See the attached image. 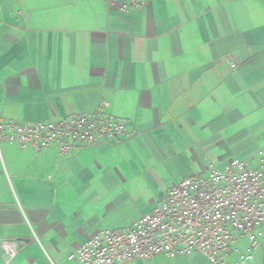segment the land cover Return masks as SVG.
Segmentation results:
<instances>
[{
  "label": "crops",
  "instance_id": "crops-1",
  "mask_svg": "<svg viewBox=\"0 0 264 264\" xmlns=\"http://www.w3.org/2000/svg\"><path fill=\"white\" fill-rule=\"evenodd\" d=\"M101 111L127 134L69 157L0 143V264H70L87 239L128 231L182 180L233 159L259 167L264 0H152L131 13L103 0H0V120ZM5 241L20 246L12 260ZM247 264H264V240Z\"/></svg>",
  "mask_w": 264,
  "mask_h": 264
},
{
  "label": "built area",
  "instance_id": "built-area-1",
  "mask_svg": "<svg viewBox=\"0 0 264 264\" xmlns=\"http://www.w3.org/2000/svg\"><path fill=\"white\" fill-rule=\"evenodd\" d=\"M103 1L131 13L152 0ZM127 132L123 120L102 111L33 124L0 120V143L36 152L55 148L62 157L86 146L117 140ZM244 240L248 247L241 251L239 244ZM263 240L264 162L255 168L233 159L222 168L212 165L205 176L182 180L128 231L104 230L87 239L68 261L125 264L160 255L172 259L202 255L210 264H247ZM1 247L9 260L20 248L16 241H5Z\"/></svg>",
  "mask_w": 264,
  "mask_h": 264
}]
</instances>
